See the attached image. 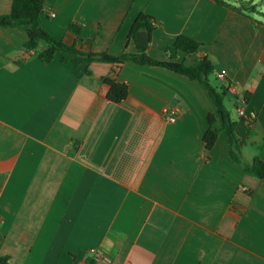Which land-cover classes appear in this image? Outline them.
<instances>
[{"label":"crops","instance_id":"1","mask_svg":"<svg viewBox=\"0 0 264 264\" xmlns=\"http://www.w3.org/2000/svg\"><path fill=\"white\" fill-rule=\"evenodd\" d=\"M11 4L0 0V15ZM140 13L159 24L149 56L168 60L165 48L185 35L201 46L178 62L207 58L217 87L235 88L226 95L236 106L248 97L254 119L238 117L239 151L246 163L264 161V21L250 16L264 13L215 0H45L41 26L116 57L137 51L127 35ZM27 40L0 28V255L9 264H264V180L230 159L224 131L205 149L215 107L199 83L133 63L75 68L60 53L44 65ZM106 77L127 83L121 103L105 98Z\"/></svg>","mask_w":264,"mask_h":264},{"label":"trees","instance_id":"2","mask_svg":"<svg viewBox=\"0 0 264 264\" xmlns=\"http://www.w3.org/2000/svg\"><path fill=\"white\" fill-rule=\"evenodd\" d=\"M218 5L228 8L238 14L244 15L245 12H253L255 5L251 2L240 4L239 7H233L225 0H215ZM45 0H12L11 10L6 15H0V28H13L24 31L28 40L24 44V49L33 51L35 57L44 65L51 63L57 56L60 62H71L75 68L81 64L90 65L93 62H111L118 66L124 63H133L148 67H158L169 70L177 75L185 77L189 81L199 83L206 91L211 99L215 113L207 116L208 128L205 131L202 141L206 150H211L214 146L218 135L221 131L226 133L228 154L230 159L237 164L246 175L264 180V161L255 157L251 163H246L241 159L239 151L238 137L236 134L237 121L231 119L230 113L224 105V97L227 89L223 87L213 86L210 82L211 75L214 74L212 64L207 58L194 61L192 65H186L184 62L177 61V53L182 52L186 56H194L201 43L185 36L178 35L174 42L167 46L164 50L168 60L161 61L148 55L147 46H141L137 43L136 33L145 31L151 34L156 30L159 24L149 15L140 13L133 22L127 39L132 40L136 46L135 53H126L111 57L106 53H97L93 51H83L75 44H66L46 33L41 26V15ZM69 31L79 36L82 28L75 23L69 24ZM109 57L108 60L101 59V56ZM83 74H89L86 69L83 73L75 70V75L81 77ZM103 83L106 86L105 98L115 104L124 101L128 96V85L126 82L117 81L112 78H104ZM245 103L248 97L244 98ZM217 118L221 121L220 127H214ZM6 175L0 173V191L5 182ZM0 264H9V257L0 255ZM84 264H98L95 257L89 256L85 259Z\"/></svg>","mask_w":264,"mask_h":264},{"label":"built area","instance_id":"3","mask_svg":"<svg viewBox=\"0 0 264 264\" xmlns=\"http://www.w3.org/2000/svg\"><path fill=\"white\" fill-rule=\"evenodd\" d=\"M50 16L54 17L55 14L51 13ZM217 78L219 81H225L226 80V72L224 70H221L218 73ZM227 91H229V93H231V94L236 93L235 88L230 84H227ZM244 104H245L244 97H239L238 102H237V106H236L237 113L241 119H243L247 124H250L254 119V115L253 114H246ZM176 117H177L176 111L172 108H166L163 111V118H164L165 122H167L169 124L174 123L176 121Z\"/></svg>","mask_w":264,"mask_h":264},{"label":"rangeland","instance_id":"4","mask_svg":"<svg viewBox=\"0 0 264 264\" xmlns=\"http://www.w3.org/2000/svg\"><path fill=\"white\" fill-rule=\"evenodd\" d=\"M231 2H234V3L238 2L240 4H244V3L246 4L248 2H253V4L255 5V9H257L258 12L264 13V0H236V1L232 0ZM250 16L254 17L255 19L264 21V19L258 13L251 14ZM210 82L213 86L218 85L213 75H211L210 77ZM224 105L226 109L228 110V112L230 113L231 118L235 119L236 121H239L240 117L238 116V113H237L235 100L233 98L227 97L226 95L224 97Z\"/></svg>","mask_w":264,"mask_h":264},{"label":"water","instance_id":"5","mask_svg":"<svg viewBox=\"0 0 264 264\" xmlns=\"http://www.w3.org/2000/svg\"><path fill=\"white\" fill-rule=\"evenodd\" d=\"M137 43L141 46H147L148 42H149V34L145 31H139L136 33L135 35ZM101 59L103 60H108L109 57L103 55L101 56Z\"/></svg>","mask_w":264,"mask_h":264}]
</instances>
